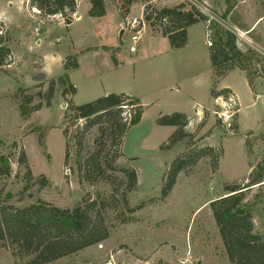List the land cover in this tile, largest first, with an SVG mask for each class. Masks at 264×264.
<instances>
[{
  "label": "rangeland",
  "instance_id": "rangeland-1",
  "mask_svg": "<svg viewBox=\"0 0 264 264\" xmlns=\"http://www.w3.org/2000/svg\"><path fill=\"white\" fill-rule=\"evenodd\" d=\"M225 1L164 0L156 4L152 2L150 7L173 8L177 3L187 5V9L194 6L211 20L209 24L206 22L208 28L216 23L235 34L236 31L244 33L241 30L244 23L250 24L257 16L264 15V0L245 3L234 0V14L224 20ZM104 2L108 11L106 19L98 21L90 18L87 15L88 5L81 4L79 11L84 17L68 26L59 15L46 19L37 15L30 0L21 5L20 0H0L3 21L0 24L9 33L10 48L16 57V62L12 57V64L0 70V154L8 159L11 167L9 177L0 176V203L26 208L42 201L60 209H72L80 204L98 202L110 229L109 238L52 264H231L209 204L226 194V185L237 184L244 188L250 176L258 173L257 166L264 160V139L260 138V135L264 136V102L257 100L254 106L243 110L238 125L233 107L237 106L234 96L216 98L217 105L210 92L213 87L206 85L204 89L200 82L204 75L208 77V72L212 75L211 49L207 46L204 25L192 28L190 46L185 51L171 55L166 50L168 39L150 34L161 33V30L158 27L153 29L146 23L145 14L151 13V10L147 12L146 5L141 2L134 3L127 18H124L128 37H123L124 47L117 58L119 65L114 62V51L94 50L79 54L80 49L85 47L120 46V24L123 20L113 9V2L119 8L120 0ZM75 15L72 16L73 21ZM132 21H136L138 29L144 24L147 26V32L142 31V40L136 45L138 52L135 55L129 51L132 42L127 23ZM109 23L115 29L104 40L97 41L98 38L91 37L93 27L103 32V29L108 30ZM36 29L40 32L37 35L42 41L40 45L35 44ZM257 35H264V21L249 36L258 41ZM239 40L258 53L260 61H264V56L252 47L246 36ZM244 45H240L241 48ZM40 57L44 60L43 69ZM67 58L71 64L75 58L79 63V69L70 76L76 92L72 98H64V87L57 85L51 106L47 107L43 97L50 78L64 76L66 72L62 62L64 60L65 64ZM184 58L192 61L190 71L186 67L184 73L174 80L170 76L169 65L171 61L179 62ZM251 64L250 75L253 86H256L259 75L255 73L257 67ZM257 71L261 73L259 68ZM40 75L43 78H39ZM223 79L216 84V91L222 90ZM229 80L233 82V87L238 88L243 86L245 78L235 73ZM135 88L138 93H156L164 103L158 109L143 105L146 111L142 127L146 136L143 147H140L138 137L141 129L134 130L125 140V155L137 153L139 159L133 161L122 157L114 164L118 170L140 169L137 171V188L127 192L129 180L118 171H106L96 183L87 182L84 177L86 161L100 149H103L99 153L100 160H105L110 152L109 135L100 134L98 126L90 128L82 139L78 154L73 137L77 127L81 128L84 122L72 124L70 120L66 121L65 116L71 114L70 102L81 106L106 96V93H134ZM20 90L23 92L20 93ZM188 92L205 97L206 101H202L201 105L209 117H204L199 125L194 123L186 127V131L193 135L190 146L183 141L172 149L161 151L162 144L177 132V128L158 126L155 119L159 117V112L168 115L172 112L167 111L177 109L179 113L186 111L194 117V111L187 106ZM176 95H183V101L175 100L174 110L165 108ZM28 97L34 98L30 108L38 104L42 108L25 119L20 116L18 106L20 100L25 103ZM246 103L251 104L252 100L245 97ZM128 115V110H125L122 116L128 118ZM236 124L237 132L233 130ZM66 128L68 135L65 137ZM135 140L137 145L132 146ZM14 143L16 147H13ZM211 147L214 151H208ZM154 150H159V153L153 154ZM191 150L194 156H198L196 162H189L178 175L171 194L162 200L161 190L168 167L177 157H183L187 152L190 154ZM21 152L27 157V167L20 162ZM29 171L32 175L30 181L27 176ZM42 177L47 181L44 187L41 185ZM263 184L248 188L250 190L244 202L252 210L254 233L261 236H264ZM124 196L129 208H142L130 213L123 203ZM16 262L18 260L11 248H0V264Z\"/></svg>",
  "mask_w": 264,
  "mask_h": 264
},
{
  "label": "trees",
  "instance_id": "trees-1",
  "mask_svg": "<svg viewBox=\"0 0 264 264\" xmlns=\"http://www.w3.org/2000/svg\"><path fill=\"white\" fill-rule=\"evenodd\" d=\"M78 1L30 0V5L40 12L43 19L59 15L65 20L66 25H70L73 21L72 16L77 12ZM88 1L91 4L88 12L91 18H102L106 15L104 0ZM153 1L120 0L121 4L118 10L124 19L127 18L134 3L145 4L147 12L151 10V13L145 14L146 23L153 29L160 28L162 35L168 38L172 49L178 50L185 47L189 27L209 21V18L194 6L187 9V5L180 4L173 8L154 9L150 7ZM233 3L234 0L225 1L224 20L234 14L235 4ZM211 26L209 28L212 41L210 49L214 71L211 96L216 99L227 98L231 95L230 90L216 91L215 87L221 79L235 69L245 71L249 84L253 87L250 75L251 63H254L253 65L259 68L264 76V61L259 60L258 53L256 54L253 49L245 45L244 48H241L239 45L243 44L234 32L222 28L216 23H212ZM93 50L95 49H88L83 53ZM12 57L9 33L0 24V70L12 64ZM69 60L67 58V62L64 64L66 72L78 67L76 58L72 64ZM257 68L256 74L259 73ZM39 78H43V75H40ZM57 85L64 87L62 92L64 98L72 97L76 92V88L70 83L66 73L58 79H51L48 83L47 93L43 97L47 107L51 106ZM22 92L23 90H20V93ZM33 99V97H28L25 103L20 100L18 109L22 118L26 119L41 110V104L29 107L33 103ZM17 101L19 102V99ZM125 110H128V118L122 116ZM69 111L71 114L65 116L66 121L70 120L72 124L79 121L84 122L81 128L77 127L73 137V141L79 149L78 154L82 146V139L90 128L98 126L100 134L107 133L109 135L110 152L106 154L105 160H100L99 153L103 150L100 149L95 154H91L92 156L86 161L84 173L86 181L96 183L106 171L112 173L118 171L129 180L126 191L135 190L138 183L137 170L133 167L118 170L114 164L123 157V139L127 132L138 125L143 117L144 106L139 99L126 94H109L81 106H75L71 101ZM156 123L162 127L177 128V132L162 144L161 151L172 149L183 141H186L188 146L191 145L193 135L186 131L189 120L184 114L161 115ZM233 130L237 132V124ZM64 135L65 137L68 135L67 128L64 129ZM260 138L264 139V136L260 135ZM13 147H16L15 143ZM208 151H214V148H208ZM187 153L183 157H177L168 167L161 190L162 200L167 199L171 194L178 175L185 170L189 162H196L197 154L194 156L193 150L190 154ZM219 158L220 154L217 157L218 161ZM19 159L21 164L27 167V157L24 152H21ZM7 160L0 154V176L9 177L11 174V167ZM257 172L250 176L244 188L237 184L226 185L224 187L226 194L209 204L231 264H264V236L254 233L252 210L244 204L247 192L250 190L248 188L261 186L264 183V160L258 164ZM27 176L30 181L32 178L30 171ZM41 183L42 187L47 184L44 177L41 178ZM245 189L248 190L245 191ZM123 203L130 213L142 208V206L134 209L129 208L126 196L123 198ZM98 207L97 201L80 204L72 209H60L42 201L26 208L0 203V248H11L13 256L18 260L16 264H52L86 248L101 244L109 238L110 229L106 219L102 216L101 207Z\"/></svg>",
  "mask_w": 264,
  "mask_h": 264
},
{
  "label": "crops",
  "instance_id": "crops-1",
  "mask_svg": "<svg viewBox=\"0 0 264 264\" xmlns=\"http://www.w3.org/2000/svg\"><path fill=\"white\" fill-rule=\"evenodd\" d=\"M161 1H164V0H154L153 1V4H156V3H158V2H161ZM241 1H243L244 3L247 1H250V0H241ZM24 2H29V0H20V5L21 4H24ZM105 3V2H104ZM81 4H86V5H88V8H87V15H88V12H89V10H90V8H91V4L89 3V1L88 0H79V2H78V6H77V12H76V15H75V18H74V21H72V23L70 24V25H68V26H72V25H74V23L75 22H78L79 20H81L83 17H84V15L82 14V13H80V11H79V9H80V5ZM113 5H114V7H113V9L116 11V14H118L119 15V17L120 18H122V22H121V24H120V32H121V38H122V40H121V43H120V46H118V47H111V46H106V45H96V46H94V47H85V48H82V49H80V52H79V54H81V55H83V54H85V53H83L84 51H86V50H88V49H95V50H104V51H114L113 53H114V62H115V64L116 65H119V62H118V55H121L122 54V49H123V47H124V39H123V37H124V35H126L127 34V31H126V29H125V27H124V25H125V20L123 19V17H122V15H121V13L119 12V10H118V8H117V5L113 2ZM178 5H180V3H177V4H175V6H178ZM12 5H10V7H11ZM162 7H165V6H162ZM105 8H106V15L104 16V17H102V18H96L98 21H103L104 19H106V16H107V7H106V5H105ZM168 8H170V7H168ZM77 16V17H76ZM89 16V15H88ZM90 17V16H89ZM91 18V17H90ZM244 18V17H243ZM242 18V19H243ZM94 19V18H93ZM128 19H129V17H128ZM0 21L1 22H3L2 20H1V17H0ZM263 21H264V15H260V16H257L256 18H255V20L254 21H252L250 24H247V23H242L241 22V26H242V24H243V26H242V31L244 32V34L246 35V38L248 39V41H250V44L252 45V47H254L257 51H259V53H261V55H263L264 56V35H257L256 37H257V40L258 41H256V40H253L249 35H251V34H253V33H255L256 32V30L258 29V27L263 23ZM198 24H203L204 25V28H205V30H206V36H207V39H208V37H209V31H208V27H207V23H198ZM198 24H196V25H194V26H197ZM109 25V28H108V30H105V29H103V32L101 31V29L100 28H95V27H93V31H92V33H91V37L94 39V38H98L97 39V41L99 40V41H102V40H104V38L107 36V34H110L112 31H113V29H115V27L111 24V23H109L108 24ZM194 26H192V27H189L188 29H187V43H186V45H185V47L184 48H182V49H178V50H176V49H172L171 48V45H170V43L168 44V48L166 47V50H169V53L171 54V55H176L175 53H177V52H180V51H185L189 46H190V39H191V31H192V28L194 27ZM98 30V31H97ZM142 31H146L147 32V26H146V24H144V27H143V30ZM211 32V31H210ZM35 33V32H34ZM40 33V32H39ZM150 33V32H149ZM142 34V33H141ZM151 35H154L155 37H164L161 33H159V32H154V33H150ZM36 35V38L38 37L37 35H38V33H36L35 34ZM102 36H103V38H102ZM30 39H31V37H32V35L31 34H29V36H28ZM126 37H128V35H126ZM166 39H168L167 37H165ZM141 40H142V36H141ZM41 40L40 39H38L37 38V40H36V42H35V44L36 45H40L41 44ZM168 42H169V40H168ZM240 42L244 45V43L240 40ZM30 46V45H29ZM131 46V45H130ZM207 46H208V43H207ZM240 46V45H239ZM263 46V47H262ZM241 47V46H240ZM208 48L210 49V47L208 46ZM30 51H32V50H30ZM94 51V50H93ZM12 52H13V58H14V61L16 62V57H15V54H14V50L12 49ZM137 52H138V50H137ZM136 52V53H137ZM87 53V52H86ZM136 53H130V54H132V55H135ZM41 58V57H40ZM41 69H43L44 68V60H43V58H41ZM15 62H14V64H15ZM192 61L190 60V59H183V60H181V61H179V62H175V61H171V63H170V65H169V67H170V76L172 77V78H174V80L175 79H177L179 76H181V75H179L180 73H184V69H186V67H188V70L191 68V63ZM62 64H63V68H64V60H63V62H62ZM211 68H212V64H211ZM79 69V63H78V67L76 68V69H71V70H69V71H65V69H64V71L67 73V76H68V78H69V81H70V83H71V74L75 71V70H78ZM190 71V70H189ZM235 73H237L238 75H239V77L240 78H242V76L245 78V80L243 81V86H240V87H238V88H236V87H233L232 86V81H230L229 79H230V77L232 76V74H235ZM44 74V73H43ZM199 74H203L202 72H200ZM259 76L256 78V86H253V87H251L250 86V84H249V80H248V78H247V73L245 72V71H242V70H239V69H235L234 71H231V72H229L227 75H226V77L222 80V84H221V89L223 90V88L224 89H228V90H230V92H231V95L232 96H234V98L237 100V106H235V105H233V107L235 108V110H234V113L236 114V118H237V123H238V125H240V122H241V114H242V111L243 110H245V109H247V108H249L250 106H254L255 104H256V101L257 100H263V102H264V76L262 75V72L261 73H257ZM45 75V74H44ZM213 75H214V71H213V68H212V75H211V72H208V77H207V75L205 76L204 75V77L202 78V81H200L201 83H203V85H204V89H205V86L207 85V87H208V85H209V87H213ZM46 76V75H45ZM209 78V79H208ZM50 79H52V78H50ZM54 79V78H53ZM209 80V81H208ZM230 81V82H229ZM72 84V83H71ZM73 85V84H72ZM74 86V85H73ZM75 87V86H74ZM240 88V89H239ZM181 90V89H180ZM180 90H178V92H181ZM212 90V89H211ZM63 92V91H62ZM211 92V91H210ZM119 94H126V95H129V96H133V97H136L137 99H139V101L142 103V105H144L145 107H147V108H152V109H158V108H161L163 105H164V103H161L163 100L161 99V98H158V96L156 95V93L154 94V93H150L149 95L147 94V93H138V91H137V89L135 88V92L133 93V92H131V91H129V92H118ZM118 93H116V94H118ZM110 93H106V95H109ZM200 94V93H199ZM198 93H195V92H188L187 93V95H188V97H189V101L187 102L188 103V109L189 110H193L194 111V117H191L192 115H191V113H189V112H186V111H181L180 113L181 114H184L187 118H188V120L190 121V123H189V127H190V125L192 124H194V123H196L195 124V126L196 125H199V124H201V121H202V119L204 118V117H206V116H208L209 117V115L207 114V112H204V108H203V106L201 105V102L203 101H206V99H205V97L204 96H201V95H199ZM183 95H176L175 97H172V99L171 100H169L167 103L168 104H166L167 105V107H165V108H167L168 110H174V109H172V108H175L176 106H175V100H180V101H183L182 99H183ZM245 97L247 98V99H250V100H252V103L251 104H244V99H245ZM72 98V97H71ZM199 100V101H198ZM201 100V101H200ZM219 100V99H218ZM214 101H215V103L217 104V103H219V102H217V100L216 99H214ZM182 103H184V102H182ZM181 102H179L178 104H182ZM218 105V104H217ZM179 110L177 109V110H175V111H167V112H174V113H179L178 112ZM206 111V110H205ZM144 114H143V117H142V119H141V122L138 124V125H136V126H134V127H132V129H130V131L129 132H127V134H126V136H125V138L123 139V146H122V154H123V157L124 158H127V159H129V160H133V161H136V160H138L139 158V156H138V154L137 153H129L130 155L129 156H127V155H125V152H126V150H125V148H126V144H125V140H127L129 137H130V134L134 131V130H137V129H141L142 130V132H140V133H138V137H139V143H141L140 144V147H143L144 146V143H145V140H146V136H144L145 134H144V132H145V128H143L142 129V127H144L143 125H144V123H145V117H146V111L144 110ZM205 114H204V113ZM163 113H161V112H159V115L158 116H161ZM213 115L214 116H216L217 115V112L216 111H214L213 112ZM156 119H158V117L156 118ZM156 119H155V121H156ZM162 127V126H161ZM166 128H175V127H166ZM249 133H254L253 131H250ZM140 134V135H139ZM255 135V134H254ZM143 138V139H142ZM137 145V143H136V140L135 141H133L132 142V146H136ZM154 153H159V150H157V151H153V154ZM134 163V162H133ZM137 164H138V162H137ZM140 169H138V167H137V171H139ZM139 174H141L140 172H139Z\"/></svg>",
  "mask_w": 264,
  "mask_h": 264
},
{
  "label": "built area",
  "instance_id": "built-area-1",
  "mask_svg": "<svg viewBox=\"0 0 264 264\" xmlns=\"http://www.w3.org/2000/svg\"><path fill=\"white\" fill-rule=\"evenodd\" d=\"M34 12L37 13V15H40V12L38 10L34 9ZM211 19H213V18H211ZM207 23L208 24L211 23V20L209 19V21ZM127 26H129V29H130V40L132 42V45L130 46L129 51H130V53H136L137 52L136 45L141 40V33L143 30V27H140L138 29L139 26H137L136 21H132L130 23H127ZM36 31H37V33H39L38 29H36ZM236 35H237V37H239V39H243L244 36H246L244 33H243V35L240 34V31H236ZM208 46L212 47L211 32L210 31H209V37H208ZM225 118H227V117H225ZM108 264H115V263L109 262Z\"/></svg>",
  "mask_w": 264,
  "mask_h": 264
},
{
  "label": "bare ground",
  "instance_id": "bare-ground-1",
  "mask_svg": "<svg viewBox=\"0 0 264 264\" xmlns=\"http://www.w3.org/2000/svg\"><path fill=\"white\" fill-rule=\"evenodd\" d=\"M240 34H242L243 35V33L240 31ZM245 37V36H244Z\"/></svg>",
  "mask_w": 264,
  "mask_h": 264
},
{
  "label": "water",
  "instance_id": "water-1",
  "mask_svg": "<svg viewBox=\"0 0 264 264\" xmlns=\"http://www.w3.org/2000/svg\"><path fill=\"white\" fill-rule=\"evenodd\" d=\"M77 17V16H76Z\"/></svg>",
  "mask_w": 264,
  "mask_h": 264
}]
</instances>
